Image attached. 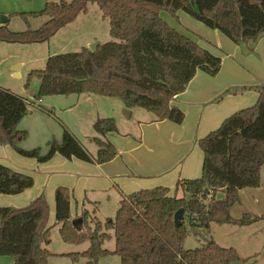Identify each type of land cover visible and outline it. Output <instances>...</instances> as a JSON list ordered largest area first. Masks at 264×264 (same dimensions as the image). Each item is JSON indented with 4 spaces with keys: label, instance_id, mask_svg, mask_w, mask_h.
<instances>
[{
    "label": "trees",
    "instance_id": "trees-1",
    "mask_svg": "<svg viewBox=\"0 0 264 264\" xmlns=\"http://www.w3.org/2000/svg\"><path fill=\"white\" fill-rule=\"evenodd\" d=\"M89 4L97 5L101 19L109 21L112 41L98 43L94 52L83 47L78 53L49 56L44 69L30 70L24 89L33 79L38 81L33 100L0 87V146L10 147L23 159L45 164L57 154L64 160L100 165L117 155L106 138L117 132L113 118H99L92 124L94 136L88 142L96 146L95 156L66 127L60 141L48 142L45 155L39 149H22L19 145L27 133L17 127L29 108L40 109L36 103L46 97L86 94L117 99L127 110L141 109L156 121H183L182 112L169 107V102L185 92L197 72L216 76L221 60L179 33L160 13L174 19L177 13H185L235 46L254 45L264 36V0H45L43 11L17 14L27 25L28 18L45 17L39 29L12 32L8 24L2 25L0 43L44 44L80 14H86ZM247 89L228 90L223 95ZM256 91L254 106L231 114L198 140L203 159L201 177L178 181L180 198L170 196L164 187L139 190L121 195L111 222H99L93 204L91 212L84 211L81 224L74 227L70 191L57 188L54 215L62 242L74 246L88 243L82 253L59 256L74 263L83 260L84 264H97L109 256L118 257L119 264H239L235 249L215 243L210 224L243 228L264 220V213L259 217L244 213L234 220L230 211L240 203L239 191L257 189L261 184L264 87H256ZM33 185L31 176L0 164V195H18ZM179 209L184 220L175 228L174 214ZM49 217L47 200L41 196L24 208H0V257L10 258L12 264H49L54 254L43 247L49 244ZM191 233L200 246L186 250L183 243ZM111 239L114 250L104 249V243Z\"/></svg>",
    "mask_w": 264,
    "mask_h": 264
},
{
    "label": "crops",
    "instance_id": "crops-1",
    "mask_svg": "<svg viewBox=\"0 0 264 264\" xmlns=\"http://www.w3.org/2000/svg\"><path fill=\"white\" fill-rule=\"evenodd\" d=\"M6 24L9 26L8 21H6ZM0 26H2L1 23ZM52 38L51 40H53ZM212 38V40L207 42L199 40L196 42L199 45L201 43V46L213 55L220 57V71L214 77L209 76L205 72H197L187 84L185 92L174 97L169 102V107L182 112L184 119L180 124L170 120L156 121L153 115L148 118L143 116L144 114L141 112H138V117L132 122H128L135 116L136 109L127 110L122 103L117 101L101 102L100 97L86 94L78 96L75 101L64 102L65 105L68 104L64 107L68 110H72L74 109L73 107H78L81 104L90 106L91 110L81 114L80 119L78 118L81 120L82 126H85L86 121L92 126L94 121L99 118H113L115 120L117 132L106 136L107 140L118 148V153L111 162L97 165L79 162L75 159L64 160L54 155L47 163L37 164L33 159L27 160L19 157L8 146H0V164L29 177L32 172L31 177L34 181L31 189L21 194L13 196L0 195V208H24L37 197H42L46 194L44 196L47 198L49 213L51 214L54 211L55 204L53 194L59 187L71 190V220L81 219L84 211L91 212L93 204L96 205L97 211L103 202L110 203L112 198L115 197L113 202L115 205H119L121 195H129L139 190L164 187L170 191V196L182 197L181 192L179 190L176 191L177 182L198 179L200 167L198 163L199 158L202 156V153H198L196 149L198 140L204 138L211 131L216 130L222 124V121L231 114L238 112L240 109L251 107V104L257 100L258 92L256 87H264V36L254 45H251V51L247 47L242 49V45L235 46L226 37L217 35V32L212 33ZM12 50L14 49L12 48ZM7 59L14 61L10 63L11 76L22 78L23 75H26L27 77L28 72L33 70L27 69L22 75V69L25 64L19 62L18 58L13 54L3 58L0 64ZM0 87L13 92V88L6 85ZM240 88L248 89L235 94L223 95L228 90ZM39 103L42 105V100ZM38 104L37 106H39ZM43 109L55 111L54 106L50 105V103L43 105ZM125 111H128L129 114ZM133 126L135 128L131 132L129 128ZM148 143L152 145L150 150L139 155L140 151ZM83 146L85 147L84 144ZM86 150L91 156H95L96 151L94 153L89 148H86ZM5 160L13 161L16 166L6 165ZM52 161L59 163L64 169L68 168L73 171L67 174L69 175L66 176L69 177L66 178L67 181L56 179L53 185L50 186L51 176H48L45 182L39 184L40 178L45 177ZM190 164L194 165L191 172L189 171ZM193 171L195 172L193 173ZM243 190L239 191L240 202ZM74 192L77 199L73 197ZM263 213H260V215ZM248 214L260 216L255 213ZM215 242L220 247L230 248L220 245L216 239ZM241 245L248 254L250 252L249 248L252 246L238 244L240 248ZM236 247L231 248L239 253V248ZM247 254L245 255L246 257H241L238 254L241 264L252 257Z\"/></svg>",
    "mask_w": 264,
    "mask_h": 264
},
{
    "label": "rangeland",
    "instance_id": "rangeland-1",
    "mask_svg": "<svg viewBox=\"0 0 264 264\" xmlns=\"http://www.w3.org/2000/svg\"><path fill=\"white\" fill-rule=\"evenodd\" d=\"M44 7L45 0H0V23L1 19L5 18L9 23L8 29L12 32H24L28 27L32 30L39 29L44 24V21L46 20L45 17L38 19L28 18L27 25L19 16H17V14L38 13L43 11ZM160 17L170 26L176 29L179 33L183 34L184 36H189L195 42L198 40L202 42L212 40V33L217 32L208 29L203 24H200L193 18H190L185 13H177V18L174 19L169 16L168 13L166 14L162 12L160 13ZM108 32L109 21L101 19V14L97 5L89 4L86 14H80L74 23L70 24L66 28H63V30L59 32L54 38H52L53 40H51L50 42L48 41L44 42V44H32L27 46L20 44L0 43V61L10 54H13L18 58L19 62H23L25 64V67L22 69V75L27 69L42 70L45 67V63L49 55L54 56L62 55L65 53H78L83 47L88 48L90 45H93L95 43L105 44L112 41V39L109 37ZM217 35L225 37L218 32ZM199 46L202 47L201 43ZM12 48L14 50H12ZM243 48L246 47L242 46V49ZM247 49H251L250 44L247 46ZM12 62H14L12 61V59H7L2 64H0V86L3 87L4 85H6L10 88H13V92H16L22 98L33 100V97L36 94L38 88V81L36 79H33L30 82L28 89H24L26 75H23L22 78L11 76L10 63ZM77 97L78 96L76 95L69 97H46L42 99V105L37 102V104L39 103L38 105L40 106V109L36 107H30L28 115L22 119L17 127L19 128V130H26L25 132L27 133V138L19 146L27 151H30L31 149H39L41 155H45L49 148L47 145L48 142L52 139H54L55 141H60L63 128L66 127L76 137L80 144H84L86 148H89L90 151L93 150L95 153L96 146L88 142V138H90V136H94L93 127L88 124V121H86L87 124L85 123V126H82L81 120H79L81 118V114L87 113L89 110H91L90 106L81 104L78 107H73L74 109L72 110L64 108L66 105H68H65L67 101H75ZM100 98L102 100L101 102L117 101L118 103H121L117 99L115 100L103 97ZM47 103H50V105L54 106L55 111L44 110L43 105H46ZM255 103L256 101L251 104V107L254 106ZM138 112H141L142 114H144L143 116H147L148 118L152 117V115L146 113L145 111L136 109L135 116L128 122H132L135 118H137ZM133 128L135 127L133 126L132 128H129L131 132H133ZM150 147H152V145H149L148 143L146 147L142 151H140L139 155L150 150ZM115 149L118 153V148L116 146ZM196 149L198 153H201L199 147H196ZM56 156L60 157L57 154ZM201 157L199 158L198 163L200 164V167L198 170L199 175L197 178L200 177L201 173ZM5 163L6 165H9L11 167L16 166V163L11 160H5ZM190 165L191 167L189 171L191 172L194 168V165ZM62 167L63 166H61L59 163L52 161L45 177L40 178L41 181L39 182V184H41V182H45V179H48V176H51L50 182L48 181L50 186L53 185L56 179L67 181L66 178H69L66 177L69 176L67 174L71 173V171L73 170H70L68 168L64 169ZM194 172L195 171H193V173ZM260 177L261 184L259 188L244 189L242 191L241 202L234 205L230 209L231 217L234 220L240 219L242 217V214L244 213H255L256 215H260V213L264 212V165L261 168ZM68 190L71 192L70 189ZM171 192H173V190H171ZM75 194L76 193L74 192L73 197H75ZM44 195L42 196L43 198H45ZM75 198L77 199V197ZM113 198L110 203L103 202L101 207H98L97 211L95 212L96 218L101 223L105 222L106 220L114 219L116 216L115 212L118 208V204H114ZM45 199L47 200V198ZM49 215V244L43 245V247L46 251H48L49 253L51 252L55 255L50 257L48 263L84 264L85 261L83 260L78 263H74L69 257L59 256L60 254L67 255L69 253L75 252L82 253L87 248L88 243L85 242V244L81 246L64 244L58 233V226L55 225L54 211L51 214L49 213ZM210 229L212 238L214 234V241L216 239L217 242L220 243V245H225L230 248L237 246L236 248H239L238 254H240L241 257H246L245 255L247 254V251H245L242 245L240 248L238 244L240 243L245 244L246 246H252L251 248H249L250 252L247 254L252 257L242 264H264V220H261L260 222L254 223L249 226H244L243 228L227 224L217 225L215 223H211ZM199 246L200 242H198V239L192 233L185 239L183 243V247L186 250L195 249ZM103 248L109 251H113L114 240L111 239L109 241H106L103 245ZM0 264H12V261L8 257H0ZM97 264H119V259L116 256L103 257L102 259H99Z\"/></svg>",
    "mask_w": 264,
    "mask_h": 264
},
{
    "label": "water",
    "instance_id": "water-1",
    "mask_svg": "<svg viewBox=\"0 0 264 264\" xmlns=\"http://www.w3.org/2000/svg\"><path fill=\"white\" fill-rule=\"evenodd\" d=\"M6 19L4 18H2L1 19V24L2 25H5L6 24ZM97 46H98V43H95V44H93V45H90L89 47H88V49L91 51V52H94L95 50H96V48H97ZM127 114H129V112L128 111H125ZM128 117V116H127ZM184 220V212H183V210L182 209H179V210H177L176 211V213L174 214V226H175V228H178L179 226H180V224L182 223V221ZM81 222H82V220L81 219H77V220H72V225L74 226V227H77V226H79L80 224H81ZM111 222V221H110Z\"/></svg>",
    "mask_w": 264,
    "mask_h": 264
}]
</instances>
